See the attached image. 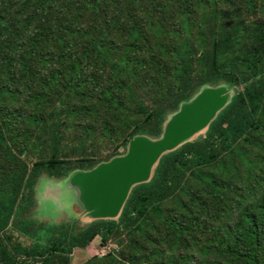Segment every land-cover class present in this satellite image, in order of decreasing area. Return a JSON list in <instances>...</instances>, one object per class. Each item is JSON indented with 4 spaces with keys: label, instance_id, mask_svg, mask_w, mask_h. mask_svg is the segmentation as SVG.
<instances>
[{
    "label": "trees",
    "instance_id": "trees-1",
    "mask_svg": "<svg viewBox=\"0 0 264 264\" xmlns=\"http://www.w3.org/2000/svg\"><path fill=\"white\" fill-rule=\"evenodd\" d=\"M218 86L231 98L205 135L117 219L31 217L43 175L160 138ZM96 238L115 248L80 264H264V0H0V264H74Z\"/></svg>",
    "mask_w": 264,
    "mask_h": 264
},
{
    "label": "water",
    "instance_id": "water-1",
    "mask_svg": "<svg viewBox=\"0 0 264 264\" xmlns=\"http://www.w3.org/2000/svg\"><path fill=\"white\" fill-rule=\"evenodd\" d=\"M230 98L231 90L224 86L207 87L171 117L161 139L137 137L130 142L126 156L101 164L91 172L73 175L68 187L74 191L78 205L91 219L117 218L131 189L149 181L163 154L206 129Z\"/></svg>",
    "mask_w": 264,
    "mask_h": 264
},
{
    "label": "rangeland",
    "instance_id": "rangeland-1",
    "mask_svg": "<svg viewBox=\"0 0 264 264\" xmlns=\"http://www.w3.org/2000/svg\"><path fill=\"white\" fill-rule=\"evenodd\" d=\"M42 74L43 73L39 71V75ZM203 131L196 134L191 140H196L201 135H205V129ZM25 158L31 162L36 160L35 157H28V155ZM58 183L59 181L49 177L48 175H43L40 178L36 188V199H38L39 204L35 205V207L32 209L31 217L35 218L37 212L41 211V218H39L40 221L55 220L59 223L68 222V224H70L73 223L74 219L78 216V218L75 219L74 224H77L78 227L85 226L91 221V218L79 208V206L76 204L73 194L70 191H66L67 193L63 197L64 202H62V192L58 186ZM46 201H53L55 209L47 205ZM40 206H42V209ZM101 246V239L96 238L91 244H89V247L83 251L82 255L78 254V252H75L74 264H80L83 262L88 252H90L89 257L93 255L103 256L108 251V248L111 246V248H115L113 245H110V247Z\"/></svg>",
    "mask_w": 264,
    "mask_h": 264
},
{
    "label": "clouds",
    "instance_id": "clouds-1",
    "mask_svg": "<svg viewBox=\"0 0 264 264\" xmlns=\"http://www.w3.org/2000/svg\"><path fill=\"white\" fill-rule=\"evenodd\" d=\"M218 87H220V86H218ZM224 87H225V86H224ZM226 88H227V87H226ZM204 89H205V88H204ZM200 92H201V91H200ZM200 92H199V93H200ZM199 93H198V94H199ZM198 94H197V95H198ZM197 95H196V96H197ZM196 96H195V97H196ZM195 97H194V98H195ZM189 102H190V101H189ZM187 103H188V102H187ZM185 104H186V103H185ZM183 105H184V104H183ZM180 108H181V107H180ZM178 111H179V110H178ZM178 111H177V112H178ZM177 112H176V113H177ZM173 115H174V114H173ZM173 115H172V116H173ZM172 116H171V117H172ZM217 116H218V115H217ZM171 117H170V119H171ZM170 119H169V120H170ZM215 119H216V118H215ZM169 120H168V121H169ZM168 121H167V122H168ZM167 122H166V124H167ZM166 124H165V127H166ZM165 127H164V130H165ZM207 128H208V127H207ZM163 135H164V132H163L162 136H161L160 138H158V139H152V138L147 137V136L138 135V136H135L133 139H131L130 142H131L132 140H134L135 138H137V137H146V138H149V139L155 141V140H159V139H161V138L163 137ZM192 138H193V137H192ZM192 138H191V139H192ZM191 139H190V140H191ZM190 140H188V141H190ZM188 141H186V142H188ZM130 142H129L128 146H127L126 152H125L123 155H121V156L114 157L113 159L118 158V157L126 156L127 153H128V150H129ZM186 142H185V143H186ZM183 144H184V143H183ZM183 144H181V145H183ZM181 145H180V146H181ZM180 146H179V147H180ZM179 147H178V148H179ZM175 150H176V149H175ZM173 151H174V150H173ZM170 152H172V151H170ZM168 153H169V152H168ZM165 154H167V153H165ZM165 154H163V156H164ZM163 156H162V157H163ZM162 157H161V158H162ZM161 158H160V159H161ZM113 159H111V160H113ZM160 159H159V161H160ZM111 160H110V161H111ZM110 161H108V162H110ZM159 161H158L157 164L154 166L153 171H152V175H151L149 181L152 179V177H153V175H154V172H155V169H156V167L158 166ZM108 162H103V163H101V164L108 163ZM101 164H99V165H101ZM99 165H97L95 168H93V169H91V170H88V171H77V172H74V173H72L69 177H67V178H65V179H61V180H59L58 186H59V188H60V190H61V192H62V202H64L63 197H64V195L67 193L66 191H70V192L73 194L74 199L76 200V195L74 194V191L68 187V182H69L70 178H71L73 175H75L76 173H80V172H91L92 170L96 169ZM149 181H147V182H149ZM147 182H145V183H147ZM142 184H144V183H142ZM138 185H141V184H138ZM135 186H137V185H135ZM135 186H134V187H135ZM134 187H133V188H134ZM133 188H132V189H133ZM132 189H131V191H130V193H129V196H130V194H131V192H132ZM37 193H38V192H37ZM38 195H39V194H38ZM38 195H37V196H38ZM128 198H129V197H128ZM127 200H128V199H127ZM126 202H127V201H126ZM46 203H47V205H50L51 207H55L53 201H46ZM76 204L78 205L77 201H76ZM125 204H126V203H125ZM78 206H79V205H78ZM79 208L81 209L80 206H79ZM81 210H82V209H81ZM121 211H122V210H121ZM83 212H84V211H83ZM120 213H121V212H120ZM119 215H120V214H119ZM115 219H117V218H115ZM92 220H95V219H92ZM104 220H114V219H104Z\"/></svg>",
    "mask_w": 264,
    "mask_h": 264
}]
</instances>
